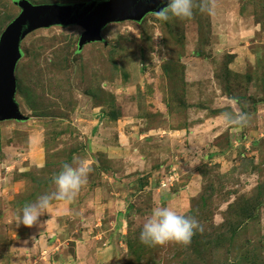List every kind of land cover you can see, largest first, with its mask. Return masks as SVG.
Here are the masks:
<instances>
[{
  "label": "rangeland",
  "instance_id": "1",
  "mask_svg": "<svg viewBox=\"0 0 264 264\" xmlns=\"http://www.w3.org/2000/svg\"><path fill=\"white\" fill-rule=\"evenodd\" d=\"M193 2L191 18L150 11L82 47V23L21 41L17 105L0 120V264H264V0H210L213 15ZM22 11L0 0V38ZM74 159L90 168L77 197L53 200L41 228L18 227ZM164 206L203 231L143 244Z\"/></svg>",
  "mask_w": 264,
  "mask_h": 264
},
{
  "label": "water",
  "instance_id": "2",
  "mask_svg": "<svg viewBox=\"0 0 264 264\" xmlns=\"http://www.w3.org/2000/svg\"><path fill=\"white\" fill-rule=\"evenodd\" d=\"M24 11L7 27L0 38V120L10 117L15 107V67L22 57L24 37L41 26L82 23L89 27L80 47L89 40L101 39L100 31L110 22L141 20L150 11H160L161 0H105L89 4L32 5L29 0H14ZM92 25V26H90ZM17 117H21L18 115Z\"/></svg>",
  "mask_w": 264,
  "mask_h": 264
},
{
  "label": "clouds",
  "instance_id": "3",
  "mask_svg": "<svg viewBox=\"0 0 264 264\" xmlns=\"http://www.w3.org/2000/svg\"><path fill=\"white\" fill-rule=\"evenodd\" d=\"M163 5L159 11V18L167 22L170 17L178 19H187L193 16V0H161ZM200 11L214 14V5L210 0H200ZM228 123L242 124L245 117L240 116L233 119L228 113L225 114ZM206 159V157H205ZM76 163H64L62 170L55 176L54 183L56 191L52 194H44L38 197L35 202L26 204L18 217V227L27 228L40 227L45 223L41 217L47 214L53 200L71 202L73 201L81 188L88 182V173L90 168L87 161H80L78 167ZM193 165L200 163L199 159L191 162ZM203 231L202 226L195 218H190L180 214L172 207H155L149 218L142 225L140 240L143 244L149 246L164 245L169 242L189 245L195 235L196 230ZM33 239H36L33 236Z\"/></svg>",
  "mask_w": 264,
  "mask_h": 264
},
{
  "label": "crops",
  "instance_id": "4",
  "mask_svg": "<svg viewBox=\"0 0 264 264\" xmlns=\"http://www.w3.org/2000/svg\"><path fill=\"white\" fill-rule=\"evenodd\" d=\"M35 146H36V145H34L33 148H34ZM36 147H37V146H36ZM33 148H32V149H33ZM34 149H35V148H34ZM34 149H33V152H34V153L36 152V154H34V156H35V157H34V161L36 160L35 162H37L38 160H40V159L43 158V157L41 156V152H40V151H42V149H39L38 147H37V149H35V150H34ZM43 163H44V162H43Z\"/></svg>",
  "mask_w": 264,
  "mask_h": 264
}]
</instances>
